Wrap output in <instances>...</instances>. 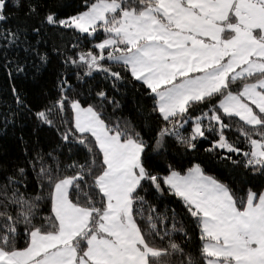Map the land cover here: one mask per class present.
Instances as JSON below:
<instances>
[{"label": "snow or ice", "instance_id": "snow-or-ice-1", "mask_svg": "<svg viewBox=\"0 0 264 264\" xmlns=\"http://www.w3.org/2000/svg\"><path fill=\"white\" fill-rule=\"evenodd\" d=\"M0 264H264V0H0Z\"/></svg>", "mask_w": 264, "mask_h": 264}, {"label": "trees", "instance_id": "trees-1", "mask_svg": "<svg viewBox=\"0 0 264 264\" xmlns=\"http://www.w3.org/2000/svg\"><path fill=\"white\" fill-rule=\"evenodd\" d=\"M72 2H75V0H72ZM96 79L97 80H100V77L97 76ZM131 106H132V104H131V93H129V96L125 99L124 110L126 112L129 111V109L131 108ZM208 171L212 172V171H214V169L208 168Z\"/></svg>", "mask_w": 264, "mask_h": 264}]
</instances>
